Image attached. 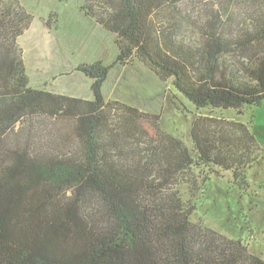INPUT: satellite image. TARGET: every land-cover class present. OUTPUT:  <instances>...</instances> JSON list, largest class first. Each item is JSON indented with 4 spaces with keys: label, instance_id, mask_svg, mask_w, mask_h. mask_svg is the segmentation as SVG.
<instances>
[{
    "label": "trees",
    "instance_id": "obj_1",
    "mask_svg": "<svg viewBox=\"0 0 264 264\" xmlns=\"http://www.w3.org/2000/svg\"><path fill=\"white\" fill-rule=\"evenodd\" d=\"M184 1L83 0L117 54L74 68L90 79L79 97L31 85L19 37L33 17L0 0V264H264L192 219L211 177L246 194L262 158L250 125L217 110L264 101V0H224L193 41L180 36ZM43 23L57 29L58 14ZM136 61L197 110L189 143L159 113L105 98L110 70Z\"/></svg>",
    "mask_w": 264,
    "mask_h": 264
},
{
    "label": "rangeland",
    "instance_id": "obj_2",
    "mask_svg": "<svg viewBox=\"0 0 264 264\" xmlns=\"http://www.w3.org/2000/svg\"><path fill=\"white\" fill-rule=\"evenodd\" d=\"M21 2L33 17L29 29L19 37L31 84L41 88L47 85L46 89L68 95L90 97V79L74 68L95 60L111 63L117 54L114 35L81 11L83 0ZM224 6V0H192L179 4L182 39H197L194 25L212 18L216 11L221 14ZM231 10L239 12L234 7ZM52 12L58 14L57 29L47 28L43 23ZM103 93L106 99H119L141 110L159 113L162 129L189 143L188 130L197 110L185 98L175 95L169 82H161L142 63L136 61L112 68ZM217 112L250 125L262 149V158L248 168L251 191L246 194L224 177H211L198 194L192 219H200L228 237L242 239L264 259V101L258 106L246 107L240 115L233 109Z\"/></svg>",
    "mask_w": 264,
    "mask_h": 264
},
{
    "label": "crops",
    "instance_id": "obj_3",
    "mask_svg": "<svg viewBox=\"0 0 264 264\" xmlns=\"http://www.w3.org/2000/svg\"><path fill=\"white\" fill-rule=\"evenodd\" d=\"M31 26V25H30ZM26 67V66H25ZM27 69V68H26ZM28 74V73H27ZM55 78V77H54ZM30 79V78H29ZM30 82H31V80H30ZM32 85V84H31ZM32 86H35V87H39V88H41L40 86H37V85H32ZM90 86V85H89ZM47 87V85H45V87L44 88H46ZM49 90V89H48ZM53 90V89H52ZM52 90H50V91H52ZM55 91H57V90H54L53 92H55ZM56 93H59V92H56ZM64 94V93H63ZM75 96V95H74Z\"/></svg>",
    "mask_w": 264,
    "mask_h": 264
}]
</instances>
